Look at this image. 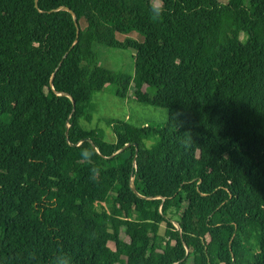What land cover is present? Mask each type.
<instances>
[{"label": "trees", "instance_id": "16d2710c", "mask_svg": "<svg viewBox=\"0 0 264 264\" xmlns=\"http://www.w3.org/2000/svg\"><path fill=\"white\" fill-rule=\"evenodd\" d=\"M94 43L133 49V75ZM106 85L167 121L109 119L106 140L84 127ZM61 252L264 264V0H0V264Z\"/></svg>", "mask_w": 264, "mask_h": 264}, {"label": "rangeland", "instance_id": "374dc122", "mask_svg": "<svg viewBox=\"0 0 264 264\" xmlns=\"http://www.w3.org/2000/svg\"><path fill=\"white\" fill-rule=\"evenodd\" d=\"M156 5H160V2L157 1ZM126 37L141 40V37L137 33L118 35L120 40ZM93 49L97 54L99 65L114 71L133 75V57L135 54L133 49L112 48L99 43H94ZM132 97V88L129 89L127 97L121 99L114 94V86L106 85L103 91L97 92L92 96V120L90 123L85 122L84 127L98 129L104 132L106 140L114 141V134L107 124V120L109 119H122L139 127L145 126L146 124H160L167 121V109L139 103ZM168 216L173 222L178 219V213L175 207L169 210ZM160 233L162 235L166 234L164 224L160 227ZM109 246L113 249L115 248L113 242H110Z\"/></svg>", "mask_w": 264, "mask_h": 264}, {"label": "clouds", "instance_id": "9594fccd", "mask_svg": "<svg viewBox=\"0 0 264 264\" xmlns=\"http://www.w3.org/2000/svg\"><path fill=\"white\" fill-rule=\"evenodd\" d=\"M150 14L154 20H159L161 16L164 15L165 9L163 7H150L149 8ZM93 155L92 151L85 150L82 152V156L85 159H90L91 156ZM93 175L92 178H95V172L97 171L96 169H93ZM51 264H72V259L69 255L61 252L57 254L53 260L51 261Z\"/></svg>", "mask_w": 264, "mask_h": 264}, {"label": "water", "instance_id": "95a60500", "mask_svg": "<svg viewBox=\"0 0 264 264\" xmlns=\"http://www.w3.org/2000/svg\"><path fill=\"white\" fill-rule=\"evenodd\" d=\"M37 3H38V0H35V6H37ZM63 9L68 10V11L71 12L73 20H74V23H75V26L77 28V33H78L79 30H80V26H79V22L77 21V16H76L75 12L72 11L70 8H67V7H63ZM72 103H73V105L75 104L73 99H72ZM132 188L134 189V186H132Z\"/></svg>", "mask_w": 264, "mask_h": 264}]
</instances>
